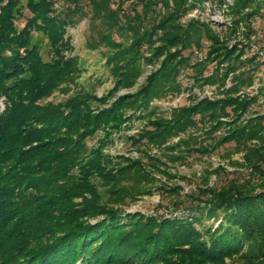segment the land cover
Masks as SVG:
<instances>
[{
	"label": "trees",
	"instance_id": "obj_1",
	"mask_svg": "<svg viewBox=\"0 0 264 264\" xmlns=\"http://www.w3.org/2000/svg\"><path fill=\"white\" fill-rule=\"evenodd\" d=\"M203 1L0 0V264H264V184L258 192L250 180L197 188L171 215L121 206L151 192L152 171L165 173L152 148L177 150L169 153L175 161L255 142V159L244 162L264 181V113L249 115L264 85L248 92L264 61L245 57L264 0H233L229 36L243 29L246 42L230 45L209 24L184 19ZM83 20L86 49L99 52L113 79L100 97L80 83L84 69L68 35ZM204 48L195 61L184 55ZM146 66L153 70L138 88L116 96ZM187 69L186 89L178 78ZM193 86L215 93L162 112L160 102ZM55 93L63 98L48 100ZM135 121L143 127L125 140L138 157L106 153Z\"/></svg>",
	"mask_w": 264,
	"mask_h": 264
},
{
	"label": "rangeland",
	"instance_id": "obj_2",
	"mask_svg": "<svg viewBox=\"0 0 264 264\" xmlns=\"http://www.w3.org/2000/svg\"><path fill=\"white\" fill-rule=\"evenodd\" d=\"M210 0L209 10L202 14V21L209 24L212 30L220 39L228 38L229 45L233 44L236 40H244L241 34L243 29L237 32L235 36L230 38L229 32L230 27L233 25V16L229 12V7L232 6L233 0H223V3L218 4ZM198 15V14H197ZM195 15V17L197 16ZM188 16L184 19L186 20ZM24 24L23 20L16 22L18 28L22 27ZM87 20H83L77 27L69 29L68 35L72 38V44L74 46L73 55H77L82 64L84 72L81 75L80 83L85 86H89L94 90V93L100 97L105 95L109 90L112 89L113 79L109 74V69L104 65V60L99 59L98 51H88L85 47V41L88 34L87 31ZM252 36L254 39L249 41L248 48L246 49L245 57H256V61L261 63L264 61V18H255L252 24ZM36 44L40 46V51L45 52L46 45L44 40L36 38ZM246 40H244V43ZM207 42H204L206 44ZM204 48L202 51L197 53H191L189 50L184 52L185 56H190L192 61L200 59L203 57ZM256 71L255 84L253 87L248 89V92L252 95L256 93V89L260 85H264V64H260ZM214 66L209 65L205 74L208 75ZM255 69V64L251 66ZM153 70L151 66H146L144 73L139 77L136 84L130 89L120 90L116 96L122 95L127 92H134L138 86L143 82L144 78ZM192 69L183 70L180 74L178 80L186 89L192 85ZM215 93V87L205 86L199 89L193 86L191 91H183L179 95L166 98L164 101L160 102L162 112L169 114L172 108H177L183 105H187L190 100L189 96L194 95L197 99H201L204 96L212 97ZM63 97L55 93L50 99L59 101ZM3 109V102L0 99V111ZM264 113V99L259 98V101L251 107L249 115ZM143 127L142 123L134 122L132 128L129 131L116 134L114 137L113 144L107 146L105 152L109 153L114 157H119L122 155L136 158L139 153L135 151L133 147L130 146L129 142L125 140V135L134 134ZM219 135V132L216 133ZM179 138H172L166 145L173 146L178 141ZM95 140H90L88 145H93ZM209 144L210 142H206ZM249 147L245 149L236 150L234 145L226 144L215 150H211L207 154H191L185 155L183 159L172 161L169 159V153L172 152L176 155L177 150L169 151L164 153L163 151L152 148L150 154L152 156L158 157L165 164L162 168L165 173L160 174L156 171L151 173L155 177V181L148 187L151 190L149 194L136 196L135 201L129 202L128 205H121L125 208L126 212L134 213L140 212L143 214H165L171 215L172 213H179L177 209L178 203L184 201V203H189L188 199L184 198V195L192 192L197 188L206 187H220L226 186L232 180L238 183L250 180V188L253 191L258 192L264 181L258 178L257 174L251 173L248 165L244 162V158L247 156L250 159H255V154H253V148L255 147V142L248 145ZM161 154V155H160ZM264 167V166H263ZM220 169L219 173H214L216 169ZM128 182L125 185H131ZM168 188H174L179 186L182 191L179 195L175 193H169V191H164L163 186ZM162 188V189H161ZM203 198V197H201ZM227 264H241L240 261H226Z\"/></svg>",
	"mask_w": 264,
	"mask_h": 264
},
{
	"label": "built area",
	"instance_id": "obj_3",
	"mask_svg": "<svg viewBox=\"0 0 264 264\" xmlns=\"http://www.w3.org/2000/svg\"><path fill=\"white\" fill-rule=\"evenodd\" d=\"M209 3H210V0H204L201 3V5H199L197 8H195L194 10H192L186 16H188V18H196V19H199L200 21H202V16H203L202 14H204V12H206L207 10H209V7H208L209 6ZM195 15H197V16L195 17ZM250 39L253 40L254 37L251 35ZM195 53H197V51H195Z\"/></svg>",
	"mask_w": 264,
	"mask_h": 264
}]
</instances>
